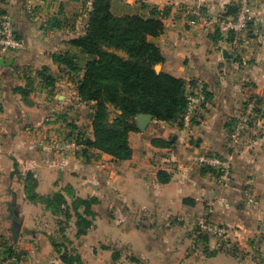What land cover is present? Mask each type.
I'll use <instances>...</instances> for the list:
<instances>
[{"label":"crops","instance_id":"0c3cea01","mask_svg":"<svg viewBox=\"0 0 264 264\" xmlns=\"http://www.w3.org/2000/svg\"><path fill=\"white\" fill-rule=\"evenodd\" d=\"M118 1L129 9L128 13H142L141 4L168 9L162 19V33L149 38L162 54L160 69L184 80L186 94L201 83L206 101L188 126L152 119L144 131L129 132V160L115 161L98 150L87 149L84 153L71 144L65 146L75 142L79 132L92 139L93 110L88 113L86 108L90 105L80 102L77 96L82 72H68L52 61V55L78 52L68 41L83 34L79 19L85 18L81 9L89 3L0 0V9L11 13L15 34L22 43L20 49L5 56L9 65L0 64V264H9L3 260L5 247L21 253L15 264H63L50 242V235L54 237L57 232L52 219L55 217L43 204L26 199L28 172L33 175L35 191L40 196L61 192L69 202V190L80 199L97 200L91 207L93 225L85 234L75 236L74 216L64 232L84 264H119L120 258L114 260L112 254L121 242L99 230V208H107L108 220H112L111 212L120 215L118 224L128 221L137 226L139 218L134 217L139 212L156 216L161 233L165 234L163 242H168L166 237L172 233L168 245L176 243L181 249L177 264H192L221 253L236 262L239 259L235 248L224 252V245L215 242L219 246L215 249L210 241L208 252L212 255L203 250L206 256L192 257L186 252L188 247L181 234L187 230V222H195L208 209L213 221L237 229L229 233L227 229L229 242L237 240L242 244L249 236L251 221L256 231L264 226V0H248L262 22L249 25L240 33L234 50L224 36L214 31V21L226 6L242 0ZM74 8H80V17L77 11L73 15ZM196 8L204 9L203 21L194 20L191 11ZM223 50L231 56L224 57ZM44 66L55 78L52 90L45 88L38 77ZM27 80L33 89L24 99L14 89L25 87ZM251 97L259 99L261 113L238 141H232V122ZM154 139L168 145L156 146L152 144ZM206 154L231 157L229 188L218 184L213 170L199 165L198 158ZM160 171L169 176L168 182L158 180ZM244 189H249L258 201L255 218L245 212ZM124 212L134 220H126ZM261 237L264 239V233ZM167 259L166 256L164 264H168Z\"/></svg>","mask_w":264,"mask_h":264},{"label":"trees","instance_id":"16d2710c","mask_svg":"<svg viewBox=\"0 0 264 264\" xmlns=\"http://www.w3.org/2000/svg\"><path fill=\"white\" fill-rule=\"evenodd\" d=\"M87 1L89 4L84 32L68 41L78 52L53 54L52 61L74 75L82 72L77 81V96L80 102L89 104L93 110L90 117L92 139L79 132L74 138L75 142L83 146V152L94 149L110 155L115 161L129 160L132 149L128 143V134L138 131L134 121L138 114H151L153 119L160 122L183 124L187 84L162 70H154L155 65L162 63L163 57L160 49L149 39L162 33V19L168 15V9L159 10L155 6L141 4L142 13L118 16L111 11V0ZM239 5L240 3H234L226 6L225 11L215 19L235 18ZM198 9L205 15L203 8ZM5 13L10 12L5 8L0 9V15ZM214 31L219 33L216 25ZM236 38H239V35L230 34L225 40L230 44ZM37 74L41 84L52 90L55 78L48 67H42ZM27 82L25 87L14 89V92L21 94L24 99L33 89L32 83L29 80ZM254 99L257 106L248 125L259 114V99ZM110 108L116 112L112 119L109 117ZM152 144L160 147L168 145L161 139L152 140ZM83 152L81 151L82 154ZM14 172H18L15 164ZM158 180L162 183L168 182L169 176L160 171ZM35 188L33 175L26 173L24 192L29 202L43 204L54 217L63 216L67 224L74 216L76 237L85 234L92 227L94 213L91 207L97 203L95 198L80 199L66 190V194L72 197L68 202L61 192L40 196ZM67 224L58 228L64 239ZM207 236L209 237L206 234L202 236L205 239L203 250L212 255L207 246L211 236L208 241ZM50 242L63 264H77V261L82 264L79 255L72 258L66 250L60 253L58 246L63 244L55 242L51 237ZM3 256V260L15 264L19 261L21 253L12 247H5ZM112 257L114 260L118 259L117 251L113 252Z\"/></svg>","mask_w":264,"mask_h":264},{"label":"rangeland","instance_id":"374dc122","mask_svg":"<svg viewBox=\"0 0 264 264\" xmlns=\"http://www.w3.org/2000/svg\"><path fill=\"white\" fill-rule=\"evenodd\" d=\"M85 5V2L83 3ZM87 9V8H86ZM83 6L81 10H83V13H85V18L82 20L79 19V28L84 27L87 19V10ZM78 12L77 16L80 17V8H74L71 10V12L74 14V12ZM85 11V12H84ZM111 11L115 15H124L129 12V9L126 8L122 2L120 3L118 0H111ZM85 19V20H84ZM245 31V30H244ZM225 37V36H224ZM238 40V38H236ZM237 42V41H236ZM231 49L234 50L232 44H230ZM91 106H88L86 111L89 112ZM110 112V119H112L115 115V111L112 110L111 108L109 109ZM260 109H259V115H260ZM258 116V115H257ZM257 119V118H256ZM225 189V188H224ZM256 199V198H255ZM248 207V206H247ZM259 210V205L258 208L251 209L250 207L246 208L245 212L246 214L249 215V217H257L256 214ZM99 216H98V228L101 230V232L106 235V236H111L113 241L116 242H121L120 245H118L120 248H118L117 254L118 257L120 258L119 264H164V258L167 256V261L168 264H177L179 260V255H180V248H177L176 243L172 244L171 246L168 245V242L170 243L172 233L169 236L166 237V240H169L168 242H163V236L165 234L161 233L162 230H160V224L156 220V216L152 215H146L143 212H139L135 215V219L139 218L138 221L136 222L137 226L134 223H130L128 221H124L121 224L116 223L118 216L120 215H113L111 212L110 217L112 220H108V215H107V208H99L98 209ZM125 213V212H124ZM212 211L208 209V211L200 217L198 220L195 222H187V230L185 232H182L181 235L184 236L186 246L188 247L186 249V252L188 254H191L193 257L194 254L198 255L199 257H204L206 254L203 252V249L205 248V239L202 237L203 233L199 230L198 228V223L199 221L208 219L213 225L216 227H223L224 229L229 230H237L236 228L233 229V227H230L228 225L216 223L215 221L212 220V218L209 216ZM125 219L132 221L134 219H130L129 214L125 213ZM258 215V214H257ZM122 218V217H121ZM53 224L57 228V232L54 233V237L50 235L51 238L55 242L65 245L63 246H58L60 253H62L64 250L67 251V253L70 255V257L75 258L78 253L75 251L74 248L70 247V243H68V240L66 238L61 237V233L59 231L60 226H64L67 224V221L64 219L63 216L60 217H55L52 218ZM89 219V218H87ZM123 219V218H122ZM71 220V219H70ZM69 220V221H70ZM94 220V219H93ZM119 220V219H118ZM262 221L264 223V218H262ZM158 222V225H157ZM250 232L249 236H247L246 239L243 240V243L245 244H240L237 240L236 241H231L227 240L228 234L224 238H216V237H211L210 236L207 238V241L211 242L212 247L215 249L219 246L215 245L214 243L217 242L219 245H224L226 250L224 252H233L235 248L236 253L238 254L237 257L239 259L236 260L224 253L218 254L214 258H206L202 260H198L192 262V264H264V239H260L259 235H263V231H256L254 223L252 221L250 222ZM68 225V224H67ZM139 226V227H138ZM153 227L151 230L146 229L143 227ZM68 228V227H67ZM66 229V227H65ZM240 230V228H238ZM67 231V230H66ZM176 234V233H174ZM222 239V240H221ZM208 241V243H210ZM207 243V246H209ZM221 243V244H220ZM234 244H237L238 247L233 246ZM246 246V247H245ZM131 247V248H130ZM217 248V249H218ZM169 251V252H168ZM168 252V254H166ZM223 252V251H222ZM77 253V254H76ZM208 255V254H207ZM143 256L144 258L140 257ZM165 256V257H164ZM78 264V261H77ZM82 264H84L82 262ZM118 264V263H115Z\"/></svg>","mask_w":264,"mask_h":264},{"label":"built area","instance_id":"2783aa9c","mask_svg":"<svg viewBox=\"0 0 264 264\" xmlns=\"http://www.w3.org/2000/svg\"><path fill=\"white\" fill-rule=\"evenodd\" d=\"M194 20L203 21L205 16L198 9L191 11ZM262 22V18L255 15L248 0H242L239 5V11L235 18L215 19L214 23L222 36L227 37L230 34L234 36L240 35L249 25ZM237 40H233V48L238 47ZM22 43L15 35V24L10 13L0 15V59L5 58L8 52L20 49ZM187 103L183 117V124L188 126L192 117L202 107L206 101L201 83H197L186 96ZM257 106L256 99L248 100L239 115L232 122L229 137L232 141H238L248 127V123L254 116V110ZM72 145L73 149L82 150L83 146L75 142H67L65 146ZM201 167H206L214 171L217 182L222 188H229L232 178V159L229 156H221L216 154H206L198 158ZM245 206L251 209L258 208V201L249 189L243 191ZM248 206V207H247ZM199 230L206 235L216 238H224L227 230L223 227H216L208 219L199 221ZM222 240V239H221Z\"/></svg>","mask_w":264,"mask_h":264},{"label":"water","instance_id":"95a60500","mask_svg":"<svg viewBox=\"0 0 264 264\" xmlns=\"http://www.w3.org/2000/svg\"><path fill=\"white\" fill-rule=\"evenodd\" d=\"M223 56L224 57H230L231 55L230 54H228L225 50H223ZM10 64V63H8L7 61H5V59L4 58H1L0 59V64ZM154 70L156 71V72H159L161 69H160V64H157V65H155L154 66ZM153 119V116L151 115V114H138L136 117H135V119H134V121H135V124H136V127H137V129L139 130V131H144L145 130V128L147 127V125L149 124V122L151 121ZM260 227V226H259ZM258 229H261V230H263L264 231V226H262L261 228H258ZM16 238H17V236L16 235H14V239L16 240Z\"/></svg>","mask_w":264,"mask_h":264}]
</instances>
